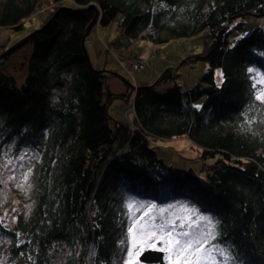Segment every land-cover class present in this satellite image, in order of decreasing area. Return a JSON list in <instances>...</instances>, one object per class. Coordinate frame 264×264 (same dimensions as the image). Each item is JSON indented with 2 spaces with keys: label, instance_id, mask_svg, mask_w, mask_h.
<instances>
[{
  "label": "trees",
  "instance_id": "obj_1",
  "mask_svg": "<svg viewBox=\"0 0 264 264\" xmlns=\"http://www.w3.org/2000/svg\"><path fill=\"white\" fill-rule=\"evenodd\" d=\"M40 10V29L14 52L31 48L20 85L3 70L10 56L0 61V141L39 158L33 213L13 230L0 225L8 262L55 264L66 255V264H122L125 202L182 199L212 213L232 264H264V104L253 87L256 72L264 78V23L246 30V19L264 22V0H4L0 27L21 30ZM97 14L101 28L114 22L129 41L149 28L156 47L205 33L196 57L208 68L193 86L183 88L176 72L138 85L132 135L107 111L130 89L110 92L108 74L83 53ZM171 138L198 147V172L158 158L149 139Z\"/></svg>",
  "mask_w": 264,
  "mask_h": 264
},
{
  "label": "rangeland",
  "instance_id": "obj_2",
  "mask_svg": "<svg viewBox=\"0 0 264 264\" xmlns=\"http://www.w3.org/2000/svg\"><path fill=\"white\" fill-rule=\"evenodd\" d=\"M2 1L4 0H0V2ZM45 16L42 10L38 11L27 20L24 23V27L18 31L0 27V57L4 54V49H10L15 44L27 38L34 31L39 30ZM261 19L262 18L246 19L248 23L246 30L261 26L264 23ZM114 24L113 22V24L107 28L100 27V35L107 43H111L114 39H118L119 46H117V49H113L111 53H106V51L100 52L99 50H95V45L87 47L92 68L99 71H106L108 74L106 86L112 93L126 94L129 87L125 82L130 83L132 86H134L133 84L135 83L138 85L146 82H150L149 84L155 83L156 79L162 76L167 70L174 68L177 69L176 73L181 76L180 83L183 88H189L193 86L197 78L208 68L205 61L196 58V56L202 53V41L205 33H201L198 36L188 39H174L163 44L161 47L159 46L161 54L155 58L151 65H146L138 72L130 73L120 67L117 58L124 60L126 57H130L133 54L134 50L130 47V43L136 48H143L144 44L142 41H129L120 36ZM115 45L116 44H114V46ZM155 48L156 46L151 43V45L148 46L149 50L147 53L155 50ZM29 50H31V48L26 47L10 55V57L8 56L9 59L3 65L4 72L13 76L18 85H20L25 78L26 70L23 67H25L24 62L26 57L29 56ZM190 59H194L196 62L190 63L186 61ZM214 76L216 84L221 86L224 81L222 69H215ZM261 80H264L263 76L259 72H256L254 83L256 84L257 92L264 90V83L259 82ZM133 93L129 90L128 98L119 97L110 102L107 111L112 122L126 123L123 112L125 108L132 103L134 99ZM149 143L151 147L155 148L158 158L163 160L165 164L173 166L178 171L184 172L191 169L198 172L202 167V161L199 158L200 150L187 138L149 139ZM122 151H125V149ZM21 156H23L22 160L20 159ZM38 163V155L31 150L22 148L16 151L13 143L3 145L0 141V225L8 230L15 229L19 218H28L36 207L37 195L35 177ZM132 202H142L145 206L149 203H153L157 205V208L176 205V209H169L170 212H178L181 204L195 206L199 209L200 214L211 216L213 220L216 221L212 213L204 212L197 203L188 200L174 199L160 203L153 200L135 199ZM141 214V212H138L136 216L139 217ZM164 216L167 218L168 213L166 212ZM193 219H195V217H193ZM159 222L160 217L157 216V223ZM132 224L133 220L129 218L128 228L132 226ZM128 228L127 249L122 264H126L129 260L132 261V264H143L139 261L140 255L147 250L157 249H162L157 251L164 253V261L166 264H186L183 257L178 258L176 253L174 251L170 252L163 243L155 240L148 241L146 238H141L139 233L135 230L131 236L128 235ZM193 231L207 232V225L201 222ZM215 231L217 233V224ZM207 238L210 239V237ZM216 239L212 240L208 247L213 248V254L216 256L218 264H232L231 260L225 261L215 252L213 246H221L216 242ZM153 242L156 243V248L151 246ZM10 245V240L4 237L0 232V264H10L7 256V250ZM129 250L131 251L130 257L128 255ZM227 254L229 255V252H227ZM66 260V255L55 256V264H66Z\"/></svg>",
  "mask_w": 264,
  "mask_h": 264
},
{
  "label": "snow or ice",
  "instance_id": "obj_3",
  "mask_svg": "<svg viewBox=\"0 0 264 264\" xmlns=\"http://www.w3.org/2000/svg\"><path fill=\"white\" fill-rule=\"evenodd\" d=\"M253 71L252 68L248 69L249 73ZM259 82L264 83V80ZM253 87H256L255 83ZM254 98L264 104V90L255 93ZM20 159L22 160L23 156ZM124 207L128 217L133 220L132 226L128 228V235L131 236L135 230L141 238L161 242L170 252L174 251L178 258L183 257L186 264H218L213 248L208 247L211 241L216 239L215 230L218 222L214 221L211 216L200 214L195 206L181 204L178 212H170L169 209H176L177 206L168 205L157 208V205L153 203L145 206L142 202L126 201ZM138 212L142 213L139 217L136 216ZM166 212L168 213L167 218L164 216ZM157 216L160 217L159 223H157ZM201 222L207 225V232H194L193 229L197 228ZM124 243L125 241L122 240L121 244ZM151 246L156 248V243L153 242ZM213 247L223 260L233 259L227 254V249L219 245ZM128 255L131 256L130 250ZM126 264H132V261L129 260Z\"/></svg>",
  "mask_w": 264,
  "mask_h": 264
},
{
  "label": "built area",
  "instance_id": "obj_4",
  "mask_svg": "<svg viewBox=\"0 0 264 264\" xmlns=\"http://www.w3.org/2000/svg\"><path fill=\"white\" fill-rule=\"evenodd\" d=\"M100 26L97 23V25L93 28L90 35L85 40V46H93L97 45L100 47L101 51H106V53H111L113 48L110 45V43H107L101 38L100 35ZM93 34V35H92ZM151 31L149 28L144 30L141 34V39L139 41H142L144 44L143 48H136L133 47V45L130 43V47L134 50L133 54L130 57H126L124 60L117 58L118 63L120 67L124 70L132 72H138L141 68L145 67L146 65H151L152 62L155 60L157 56L161 54V49L159 47H156L155 50L148 52V46L151 45V42L149 41L148 37L150 36ZM1 53V51H0ZM134 90L132 93L135 96V93L137 91L138 84L135 83ZM123 116L125 118L126 124L128 125L129 132L132 135L134 131L137 129V124H134V121L136 120V113H135V107L134 102L127 106L123 112ZM136 123V122H135Z\"/></svg>",
  "mask_w": 264,
  "mask_h": 264
},
{
  "label": "water",
  "instance_id": "obj_5",
  "mask_svg": "<svg viewBox=\"0 0 264 264\" xmlns=\"http://www.w3.org/2000/svg\"><path fill=\"white\" fill-rule=\"evenodd\" d=\"M99 21V15L97 14L94 18V20L90 23L87 31H86V34H85V37H84V41L82 43V48H83V53H84V56L86 58V60L88 61L89 63V66L90 68H92L91 64H90V60H89V56H88V52L86 50V47H85V39L90 35L91 31L93 30V28L97 25ZM29 37L25 38L24 40H22L21 42L15 44L13 47H11L10 49L6 50L4 52V54L0 57V61L5 59L6 57L10 56L11 54H13L16 50H18L27 40H28ZM198 58V57H196ZM199 59V58H198ZM172 70L169 69L167 70L163 75L162 77L165 76L166 73L168 72H171ZM97 72H106V71H97ZM126 85L129 87L130 89V92H132L134 90V86H132L130 83L128 82H125ZM157 84L154 83V86ZM139 261L143 264H166L165 261H164V253L161 252V251H157V250H147L145 252H143L140 257H139Z\"/></svg>",
  "mask_w": 264,
  "mask_h": 264
},
{
  "label": "crops",
  "instance_id": "obj_6",
  "mask_svg": "<svg viewBox=\"0 0 264 264\" xmlns=\"http://www.w3.org/2000/svg\"><path fill=\"white\" fill-rule=\"evenodd\" d=\"M112 45H113V46H112ZM112 45H111V46H112V48H113V49H117V46H119V45H118V43H117L115 46H114V44H112ZM95 47H96V48H95V50H97V51L99 50V51L101 52V49H100V47H99V46L95 45ZM196 67H197V65H196ZM171 70H172V71H174V72H176V71H177V69H176V68H174V69H171ZM157 79H158V78H157ZM157 79H156V80H157ZM146 83H147V82H146ZM149 83H150V82H149ZM149 83H148V84H149ZM151 83H152V82H151ZM117 93H118V92H117ZM114 94H115V93H114Z\"/></svg>",
  "mask_w": 264,
  "mask_h": 264
},
{
  "label": "clouds",
  "instance_id": "obj_7",
  "mask_svg": "<svg viewBox=\"0 0 264 264\" xmlns=\"http://www.w3.org/2000/svg\"><path fill=\"white\" fill-rule=\"evenodd\" d=\"M86 47V46H85Z\"/></svg>",
  "mask_w": 264,
  "mask_h": 264
}]
</instances>
